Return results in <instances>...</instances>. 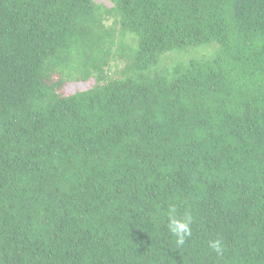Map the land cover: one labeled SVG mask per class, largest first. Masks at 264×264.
<instances>
[{
  "label": "trees",
  "instance_id": "trees-1",
  "mask_svg": "<svg viewBox=\"0 0 264 264\" xmlns=\"http://www.w3.org/2000/svg\"><path fill=\"white\" fill-rule=\"evenodd\" d=\"M105 1L0 0V264H264V0Z\"/></svg>",
  "mask_w": 264,
  "mask_h": 264
},
{
  "label": "clouds",
  "instance_id": "clouds-1",
  "mask_svg": "<svg viewBox=\"0 0 264 264\" xmlns=\"http://www.w3.org/2000/svg\"><path fill=\"white\" fill-rule=\"evenodd\" d=\"M168 228L177 238V243L183 244L187 237L191 236L193 223V217L189 214L183 216L177 215V210L172 208L169 212ZM211 247L219 254L222 251V247L219 241H213Z\"/></svg>",
  "mask_w": 264,
  "mask_h": 264
},
{
  "label": "rangeland",
  "instance_id": "rangeland-1",
  "mask_svg": "<svg viewBox=\"0 0 264 264\" xmlns=\"http://www.w3.org/2000/svg\"><path fill=\"white\" fill-rule=\"evenodd\" d=\"M98 3H105L107 5H109V3H107L105 0H95ZM89 84L88 83H83V82H79V83H71L68 87V91L69 92H76V91H81V90H86L89 88Z\"/></svg>",
  "mask_w": 264,
  "mask_h": 264
}]
</instances>
